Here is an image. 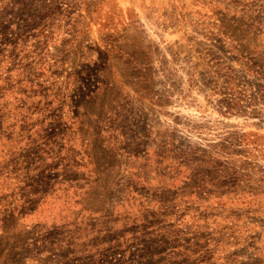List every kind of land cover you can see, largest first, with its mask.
I'll use <instances>...</instances> for the list:
<instances>
[{"label":"rangeland","instance_id":"rangeland-1","mask_svg":"<svg viewBox=\"0 0 264 264\" xmlns=\"http://www.w3.org/2000/svg\"><path fill=\"white\" fill-rule=\"evenodd\" d=\"M0 264H264V0H0Z\"/></svg>","mask_w":264,"mask_h":264}]
</instances>
